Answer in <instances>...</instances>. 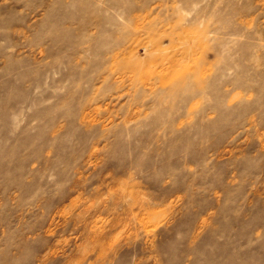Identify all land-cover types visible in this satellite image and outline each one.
Instances as JSON below:
<instances>
[{
    "label": "rangeland",
    "instance_id": "1",
    "mask_svg": "<svg viewBox=\"0 0 264 264\" xmlns=\"http://www.w3.org/2000/svg\"><path fill=\"white\" fill-rule=\"evenodd\" d=\"M0 264H264V0H0Z\"/></svg>",
    "mask_w": 264,
    "mask_h": 264
}]
</instances>
